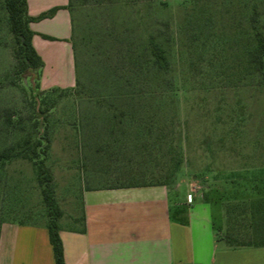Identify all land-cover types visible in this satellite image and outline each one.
Here are the masks:
<instances>
[{"label":"rangeland","instance_id":"rangeland-1","mask_svg":"<svg viewBox=\"0 0 264 264\" xmlns=\"http://www.w3.org/2000/svg\"><path fill=\"white\" fill-rule=\"evenodd\" d=\"M68 8L76 85L48 92L39 70L17 73L0 0V153L16 156L0 162V224L79 214L88 185L167 183L180 184L181 201L192 193L200 204L196 192L222 201L224 236L264 243V73L252 62L264 0H70ZM153 37L167 72L154 65ZM37 137L39 156L24 159L25 140L34 154ZM42 160L52 185L40 178Z\"/></svg>","mask_w":264,"mask_h":264},{"label":"crops","instance_id":"crops-1","mask_svg":"<svg viewBox=\"0 0 264 264\" xmlns=\"http://www.w3.org/2000/svg\"><path fill=\"white\" fill-rule=\"evenodd\" d=\"M70 0H28L33 45L44 62L42 90L76 85ZM58 8L50 17L42 15ZM98 180V179H94ZM180 184L92 186L82 189L79 214L58 222L67 264H264V246H233L223 235L224 203L189 193ZM221 203L219 237L214 204ZM0 264H56L47 224L4 223Z\"/></svg>","mask_w":264,"mask_h":264},{"label":"trees","instance_id":"trees-1","mask_svg":"<svg viewBox=\"0 0 264 264\" xmlns=\"http://www.w3.org/2000/svg\"><path fill=\"white\" fill-rule=\"evenodd\" d=\"M69 7V6H68ZM5 8L9 14V21L11 25V31L15 35V40L17 44V48L15 51L16 58V71L18 74H30L34 73V71L39 70V81L41 80V70L44 67V62L42 58L39 56L33 45V37L34 32L30 28V24L35 21V18H32L29 15L28 9V0H5ZM58 8L51 10L49 13L42 15L39 19H43L46 17L53 16L57 12ZM70 10V9H69ZM256 23L254 22V27H256ZM257 47L255 48L252 54V62L257 64V71L259 73H264V34L260 29H257ZM151 55L154 58V65L159 68L163 72H167L170 68V63L168 60L166 50L155 40L153 37L151 41ZM41 87V85H40ZM59 88H54L49 91L58 90ZM48 91V92H49ZM37 144L35 147L34 154L31 151L30 144L32 139L25 140L22 156L24 159H28L30 161H35V157L39 156L37 152V146L42 145L41 139L36 138ZM14 148H9L0 153V162L3 164L6 161L11 160L16 157ZM18 156L20 154H17ZM41 161L39 175L40 178L45 179L49 185H52L54 182L53 176L48 172L44 162ZM157 185H168L167 183H160ZM46 199L50 202V205L54 203L53 190L50 187V190H44ZM229 212V211H228ZM230 213V212H229ZM59 216H61V212H59ZM3 224H0V237L1 230ZM47 228L49 229L50 241L54 249L56 264H67L65 261V253H64V245L62 238L60 236L59 224L56 220H50L47 224ZM226 237V236H225ZM229 243L233 246L241 247V246H252L259 245L264 246V243H244L242 242V238L240 235L235 236L229 234L226 237Z\"/></svg>","mask_w":264,"mask_h":264}]
</instances>
